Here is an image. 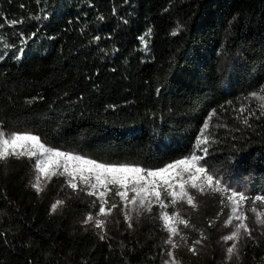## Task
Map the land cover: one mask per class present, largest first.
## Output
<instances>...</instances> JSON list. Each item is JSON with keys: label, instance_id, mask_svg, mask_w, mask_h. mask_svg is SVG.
<instances>
[{"label": "trees", "instance_id": "obj_1", "mask_svg": "<svg viewBox=\"0 0 264 264\" xmlns=\"http://www.w3.org/2000/svg\"><path fill=\"white\" fill-rule=\"evenodd\" d=\"M229 53L240 62L222 72ZM263 88L264 0H0V123L97 162L152 170L202 154L196 137L217 111L237 133H204L213 168L240 160L254 195L264 194V115L235 117ZM31 169L0 162V264L165 262L158 213L132 229L116 213L119 227L101 240L72 225L89 203L68 196L50 214L57 188L40 198ZM218 212L212 200L190 218L209 230ZM263 256L260 238L246 263ZM179 257L219 264L213 248Z\"/></svg>", "mask_w": 264, "mask_h": 264}, {"label": "snow or ice", "instance_id": "obj_2", "mask_svg": "<svg viewBox=\"0 0 264 264\" xmlns=\"http://www.w3.org/2000/svg\"><path fill=\"white\" fill-rule=\"evenodd\" d=\"M12 23L16 22L13 21ZM16 58L19 59V57ZM261 92H264V89H261ZM251 95L257 97L258 94L254 92ZM259 98L264 100V96H260ZM262 108H264V106H262ZM241 111H244V109ZM262 114H264V112H262ZM211 119L212 117L209 116L208 120L204 121L202 128L199 130L200 135H198L195 140V146L202 154L193 152L183 159L176 160L166 165L164 168L155 170H145L141 167L132 165H110L100 163L95 160L46 147V145L41 142L40 138L35 135L27 133L7 134L3 131H0V161H5L11 157L35 158L36 169L45 176L49 174L50 169L59 168L62 165L63 172L60 174H67L68 186L74 191L77 190V178L80 182L87 185L90 189L87 194L98 198L100 202L98 207L99 215L105 218L112 213L113 209L118 207L116 202H112L110 206L106 207V205L109 204V200L106 198L109 193H114L115 196L119 197L125 208L131 205L132 208H130L129 211H134L137 216H139L142 211L150 212L152 210L151 205L153 203V198L161 209L169 207V204L165 203V198L167 197L171 198L170 203L173 206L178 202L186 201L188 205L195 208L197 207L194 202L196 197L190 190H195L202 194L205 188H208L213 193L226 191V189L220 186L221 181L212 174V165L209 163L211 159L209 149L207 147H202V145H207L209 143V139L204 133L205 130L209 129V120ZM245 123H247V119H245ZM34 186L37 187L38 191L43 190L38 185ZM98 189L99 191L97 193ZM129 193H132V195H129ZM246 199L247 197L244 194L237 191H232L227 197V200L231 201L233 204L231 208L232 215L229 217L227 223L232 224L233 216L236 221H240L238 224L233 225L235 230L225 237L228 241L240 237L241 230H243L247 236H251V230L248 225L243 222L247 217H243L242 219L243 214L238 213L237 210L239 202L245 201ZM254 199L255 201H264V196H256ZM60 204H63V201H57L53 204L52 210L54 211ZM251 210L254 213L256 212L255 208ZM261 215H264V213L258 214L256 219L258 223L264 225V219L260 218ZM125 219L132 221L133 217L126 213ZM161 219H163L167 230L173 235L177 234V228L173 223L174 221L178 224L188 225L187 220L181 218L176 212L169 214L167 211H163L161 213ZM89 222L94 223L95 227L98 229L103 228L106 224L105 219L96 218L93 215L87 216L85 223ZM128 226L132 227V224L129 223ZM99 238L104 240L106 236L100 235ZM181 239H184V237H181ZM166 242L174 248L176 247L171 237H169ZM200 242V240H196L194 243L199 244ZM236 248L237 245L235 243L227 248L229 258H231L232 255H236L237 260L239 259ZM190 250L194 251V248ZM166 255L171 257L173 253L167 252ZM164 264H169V261L165 260Z\"/></svg>", "mask_w": 264, "mask_h": 264}, {"label": "rangeland", "instance_id": "obj_3", "mask_svg": "<svg viewBox=\"0 0 264 264\" xmlns=\"http://www.w3.org/2000/svg\"><path fill=\"white\" fill-rule=\"evenodd\" d=\"M240 59L238 55L234 53H229L224 55L221 60L220 69L222 72H226L234 68ZM264 89V88H263ZM258 95L257 97H253L251 94L245 98H242L241 101L238 102L237 112L235 113V117L239 119L241 122H244L245 119H248L251 115H264V100L260 99V96H264V92H256ZM244 109V111H241ZM209 116L212 117L209 120V129L205 130V132L213 131H223L228 136H232L237 133L236 129L233 128L228 124L226 119L217 111H213ZM209 117L206 118L208 120ZM0 131H3L7 134L11 133H27L31 135H35L39 137L36 133L31 131L26 132H19L14 128L5 127L0 123ZM40 138V137H39ZM41 142H43L46 147L53 148L55 150H59L61 152H66L75 156H81L86 159H91L88 156H84L79 154L78 152L69 151L65 148L57 147L55 145L45 143L41 138ZM12 159L18 160H27L31 164V178H30V185L36 194L45 199L50 194V190L53 188H57V192L53 199L49 204L50 214L51 215H59L62 212L63 207L66 204V197L68 196H75L81 200V202H87L90 205V208L83 220H76L72 223L74 227L83 229L85 231H91L96 233L99 237L100 235L106 236V241L111 240V235L109 234L108 228L115 223L116 227H119V220L116 218V213H118L121 218L126 222L127 226L129 223L132 224L134 228L137 224H140L141 220L144 217L156 212L159 215L161 221V227L164 231V237L162 238L161 247L166 254L167 252H172L173 255L171 257L166 255V260L169 261V264H184L183 261L179 257V252L182 250L194 248L195 253H202L206 252L210 249H215L219 256V264H247V255L249 254L250 249H254L257 246V243L260 238L264 239V225L257 222V215L264 213V201H255L256 196H264V194L254 195L250 186V180L247 176L246 166L240 162V160L232 161L228 166L223 167L221 169H214L213 168V159H210L209 163L212 165V174L221 181V187L226 189V191L213 193L208 188H205L204 193L196 192L195 190H190L196 197L195 203L197 207L193 208L192 206L188 205L186 201L178 202L176 205H171L170 201L171 198H165V203L169 204V207L166 209H161L160 206L155 202L153 198V203L151 205L152 210L142 211L139 216L136 215L134 211H129L132 208L129 205L127 208L124 207L123 203L120 201L119 197L115 196L114 193H109L108 197L109 204L106 207L110 206L112 202H116L118 207L112 210V213L108 217H101L98 212L99 207V200L96 196L88 195V191L90 190L89 187L82 182L79 181L77 178L78 188L77 190H73L71 187L68 186V176L67 174L61 175L60 173L63 172V167L53 168L49 170V174L47 176L41 174L35 167V158L29 159L28 157H20L15 158L11 157L5 161H0L2 163H7ZM183 159V158H182ZM93 160V159H91ZM141 167V166H138ZM143 168V167H141ZM145 169V168H143ZM151 170V169H145ZM155 170V169H152ZM55 173V174H53ZM94 183V180H93ZM34 185H38L42 188V191H38L37 187ZM111 187V186H110ZM99 189L97 190L98 193ZM232 191H237L239 193L244 194L247 199L245 201H240L238 204V213H242L243 217H247L244 219L243 222L246 223L251 230V236H247L243 230H241L240 237L228 241L225 239L228 235H230L235 229L233 225L238 224L240 221H236L234 216L232 217V224H228L227 221L229 217L232 215L231 208L233 204L231 201L227 200V197L231 194ZM132 195V193H129ZM163 196V193H162ZM214 200L219 205V212L215 217H213L212 225L209 230L204 229H197L196 225L194 224L193 220L190 218L191 215H198V211L205 208L206 203L208 201ZM57 201H63V204H60L56 207V209L52 210V205L55 204ZM223 201V203H222ZM255 208L256 212L254 213L251 209ZM163 211H167L169 214L176 212L179 216L185 220H187L188 225L185 226L183 224H178L173 222L175 227L177 228V234L173 235L168 230L167 227L161 219V213ZM130 214L133 219L132 221H128L125 219V214ZM88 215H93L96 218H103L106 220V224L103 228H96L95 224L92 222L85 223V220ZM261 219H264V215L260 216ZM194 232V241L190 242V235L189 232ZM258 234V236L256 235ZM203 234V235H201ZM171 237L173 243L176 245L174 248L172 245L168 244L166 241ZM184 237V239H181ZM206 237V238H205ZM196 240H200L199 244H195ZM235 243L237 245L236 253L239 256L237 260L236 255H232L229 258V254L227 253V248L231 247V245ZM164 264V263H163ZM256 264H264V256L256 261Z\"/></svg>", "mask_w": 264, "mask_h": 264}]
</instances>
